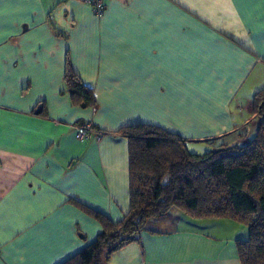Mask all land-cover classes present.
<instances>
[{
  "label": "crops",
  "instance_id": "crops-1",
  "mask_svg": "<svg viewBox=\"0 0 264 264\" xmlns=\"http://www.w3.org/2000/svg\"><path fill=\"white\" fill-rule=\"evenodd\" d=\"M68 65L96 108L72 105ZM263 86L264 0H108L100 17L83 0H0V264H61L93 242L100 224L72 201L122 219L128 142L115 131L242 145ZM81 123L99 133L77 139ZM190 223L148 228L108 264H240L242 227Z\"/></svg>",
  "mask_w": 264,
  "mask_h": 264
},
{
  "label": "trees",
  "instance_id": "trees-1",
  "mask_svg": "<svg viewBox=\"0 0 264 264\" xmlns=\"http://www.w3.org/2000/svg\"><path fill=\"white\" fill-rule=\"evenodd\" d=\"M69 65L64 82L72 105L96 108L94 90ZM251 112L259 120L251 140L205 154L189 152L193 140L159 126L134 124L115 131L128 142V212L113 222L72 201L102 231L61 264H108L120 249L140 243L142 232L154 234L148 231L149 221L172 210L191 220L224 219L244 226L247 237L235 242L240 264H264V86L254 94Z\"/></svg>",
  "mask_w": 264,
  "mask_h": 264
},
{
  "label": "rangeland",
  "instance_id": "rangeland-1",
  "mask_svg": "<svg viewBox=\"0 0 264 264\" xmlns=\"http://www.w3.org/2000/svg\"><path fill=\"white\" fill-rule=\"evenodd\" d=\"M249 118H251V119H248L247 123H248L249 126L253 127V125L251 123V120L253 122V120L255 119V116L253 114H250ZM247 139H248V141L251 140L250 137H247ZM218 147L219 146H217L215 148H218ZM187 148H188L189 152L195 153V154H202V153L205 154L207 152H210V150L205 151V152L202 151L203 148H204L203 142H197V143L189 142L187 144ZM211 150H214V148L211 149ZM169 215L167 217H165V218L163 217V218H160V219L150 220L149 223H148V228L149 229L151 228V229H154V230L165 231L167 229L174 228V227L183 228V225H189V226L193 225V223H190V221H192V220L189 217H187V216H185L183 214H180L176 210H172V212H170ZM184 221H189V222H184ZM235 225L242 227L241 229L244 230V233H245V235L247 237L246 228L244 226H241L240 224H235Z\"/></svg>",
  "mask_w": 264,
  "mask_h": 264
},
{
  "label": "built area",
  "instance_id": "built-area-1",
  "mask_svg": "<svg viewBox=\"0 0 264 264\" xmlns=\"http://www.w3.org/2000/svg\"><path fill=\"white\" fill-rule=\"evenodd\" d=\"M93 9V13L100 17L104 15L106 1L108 0H83ZM98 134L91 124H86L85 126H78L75 131V136L79 140H90L92 137Z\"/></svg>",
  "mask_w": 264,
  "mask_h": 264
}]
</instances>
